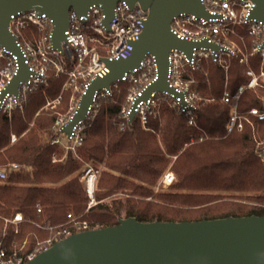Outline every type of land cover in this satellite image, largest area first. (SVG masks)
I'll list each match as a JSON object with an SVG mask.
<instances>
[{"label":"trees","instance_id":"obj_1","mask_svg":"<svg viewBox=\"0 0 264 264\" xmlns=\"http://www.w3.org/2000/svg\"><path fill=\"white\" fill-rule=\"evenodd\" d=\"M259 60V56L253 57L252 67ZM246 69L238 58H232L225 80L222 68L210 64L207 92L220 97L227 81L228 90L234 93L247 83ZM47 73V85L29 93L23 108L14 109L10 120L0 111V168L7 173L0 181V238L9 255L16 251L17 257L25 258L36 240L49 237L46 224L53 231L65 227L70 213L89 229L111 227L119 218L128 217L152 222L264 216V155L259 156L257 139L246 123L241 132L228 133L227 112L197 101L195 125L162 104L157 112L148 113L145 127L135 118L131 128L127 124L121 128L125 91L118 87L86 129L77 156L65 154L51 143L57 115L43 109L47 99L60 94L64 78L51 70ZM195 76L201 79L200 73ZM121 84L128 83L118 86ZM202 87L199 85L200 90ZM253 108L264 111L259 97L245 90L238 111L264 129V122L250 113ZM215 109L219 110L216 116ZM262 129L260 137H264ZM11 134L17 138L13 143ZM86 162L99 169L96 203L89 209L88 196L78 180ZM10 163L21 167L9 169ZM170 164L175 180L167 190L155 192ZM37 204L42 214L37 213ZM17 212L25 218L19 232L14 233L10 226L4 230L5 220ZM23 242V251L13 249Z\"/></svg>","mask_w":264,"mask_h":264},{"label":"built area","instance_id":"obj_2","mask_svg":"<svg viewBox=\"0 0 264 264\" xmlns=\"http://www.w3.org/2000/svg\"><path fill=\"white\" fill-rule=\"evenodd\" d=\"M209 14L208 18L197 17L194 14H180L171 23L172 33L179 39L202 42L207 46L198 49L193 48L190 55L183 51L172 50L168 58L169 86L179 95L153 93L150 98L141 100L134 109L135 118H139L143 127L146 126L148 113L155 106L156 100H162L178 114L189 118V124L194 123L193 112L196 110L194 100L203 98L201 92L206 93L208 85V71L205 66L217 64L228 72V61L238 58L240 64L246 65V84L239 86L234 93L224 91L220 97L212 98L211 102L220 110L227 112L225 123L226 130L233 132L243 128L244 117L238 111V103L241 93L251 90L261 99H264V21L253 15L255 3L244 0H201ZM106 15L101 5H92L86 15L78 16L74 11L70 12L69 25L64 32L65 40L61 42V50L52 47V19L45 13L31 10L16 13L10 16L8 29L17 40L18 52L7 50L0 44V111L4 112L8 119L16 108H23L27 95L39 85H45L48 79L47 70H51L56 76H62L63 91H70L72 101L65 103L68 108L65 114L58 113L55 121V131L61 129L74 117L79 101L85 94L90 82L97 77H104L108 68L101 58L108 60L126 59L131 55L133 42L142 32L147 13L139 7L131 10L126 2H118L114 15L105 25ZM25 33H27L25 35ZM230 36H237L244 40L243 46L248 51H243ZM210 44H217V49L210 48ZM259 56L257 67H252L251 59ZM27 66L29 75L26 81H20L17 92L8 90V86L16 80L20 69V62ZM199 71V72H196ZM157 63L153 56L147 55L140 66L123 75L120 81L112 84L110 90L97 92L93 97L92 105L87 110L84 120H80L72 129L69 137L55 135L51 140L64 153L76 150L83 143L85 131L90 127L97 116L100 101L111 97L112 90L119 83L131 84L132 90L126 96L125 105L122 107L120 117L121 128L127 124V116L136 98L142 95V91L156 80ZM195 73L201 74L197 79ZM202 85V89H199ZM61 101V96L48 103L52 109H56ZM250 113L264 122V111L256 108ZM216 115L215 112H213ZM16 141V136L11 135V143ZM264 148V142L262 143ZM260 156L264 155V150ZM55 162V154L53 155ZM21 166L10 164L9 169L17 170ZM99 170L88 164L79 176L78 180L83 185L88 196L87 209L93 206L95 201V183ZM7 177L5 170L0 168V181ZM174 181L172 173L167 172L163 176L162 184L167 188ZM36 211L42 214V208L37 204ZM68 225L59 227L53 231L49 224L45 229L50 230V236L42 243H38L36 249L28 252L25 258L9 255L0 239V264H26L38 253L48 249L54 243L72 234L90 230L85 221L77 220L76 216L68 214ZM25 221L22 213H15L10 219L5 220L15 230ZM42 244V245H40ZM13 254V253H12Z\"/></svg>","mask_w":264,"mask_h":264},{"label":"water","instance_id":"obj_3","mask_svg":"<svg viewBox=\"0 0 264 264\" xmlns=\"http://www.w3.org/2000/svg\"><path fill=\"white\" fill-rule=\"evenodd\" d=\"M255 3L253 15L264 21V0H244ZM118 2H126L131 10L139 7L147 13L142 32L133 42L126 59L101 58L109 72L93 79L79 101L72 118L55 135L69 137L73 127L84 120L93 97L120 81L127 72L140 66L147 55L157 63L156 80L136 98L127 116L132 127L134 109L153 93L179 94L169 86L168 58L172 50L190 55L193 48L207 46L206 41L194 42L177 38L171 23L180 14L208 18L201 0H0V44L18 52L16 39L8 26L10 16L31 10L45 13L52 19V47L61 50L68 28L70 12L86 15L92 5H101L106 15L105 25L114 15ZM217 49V44H210ZM16 80L8 90L16 93L20 81H26L29 71L23 62ZM264 150V148H263ZM26 264H264V216H228L196 221H138L135 217L119 218L117 225L90 229L72 234L38 253Z\"/></svg>","mask_w":264,"mask_h":264},{"label":"rangeland","instance_id":"obj_4","mask_svg":"<svg viewBox=\"0 0 264 264\" xmlns=\"http://www.w3.org/2000/svg\"><path fill=\"white\" fill-rule=\"evenodd\" d=\"M27 33H25V35H26ZM244 40L242 41V40H240L237 36H230L229 37V40L230 41H233L238 47H240L243 51H248L247 50V48H245V45L243 46V43H244V41H247V39H246V37L245 38H243ZM239 42H240V44H239ZM230 63V60L228 61V64ZM230 65V64H229ZM208 67H210V65H206L205 66V68H206V70L208 71ZM223 70V69H222ZM196 72H199V71H196ZM208 73V72H207ZM225 73V72H224ZM227 73L225 74V80H227ZM48 78H49V73H48ZM208 79H209V73H208ZM120 84V83H119ZM47 85V83L45 84V85H42V86H46ZM243 85V84H242ZM208 87H210V81H209V83H208V85H207ZM241 86V85H240ZM120 88V90H123L124 89V91H125V96H124V98H123V100H122V102H123V104H122V107L125 105V102H126V96H127V94L133 89L132 88V86H131V84H121V85H119L118 86V84H117V86L116 87H114L113 88V90L114 91H116V88ZM113 90H112V92H113ZM118 90V89H117ZM119 90V91H120ZM35 91V90H34ZM224 91H229L228 90V88H227V81L225 82V84H224V88H223V91L222 92H224ZM249 91H251V90H249ZM230 92V91H229ZM252 93H253V95H255L256 97H259L256 93H254L253 91H251ZM242 94V93H241ZM201 95L203 96V98L202 99H200V101H204V103H206V104H212V105H214L212 102H211V99L212 98H217L218 96H214V95H212V94H210V93H208L207 92V90H206V93H204V92H201ZM61 96V101H60V103L58 104V106H57V108L56 109H52L50 106H48L47 104L48 103H51V102H53L55 99H57L58 97H60ZM241 96V95H240ZM109 98H111V97H109ZM109 98H107V99H103V100H101L100 101V106H99V108H98V111H99V109H100V107L103 105V104H105V103H107L108 101H109ZM55 99H47V101H46V103H45V105L43 106V109H45V110H48V111H50V112H52L53 114H55V115H57V117H58V113H61V114H65L66 113V111H67V107H66V104L65 103H69V102H71L72 101V94L70 93V91L68 92V91H63V85H62V90H61V92H60V94L55 98ZM259 99L261 100V102H262V104L264 105V99H261L260 97H259ZM199 99L198 98H196L195 100H194V102H195V104L197 103V101H198ZM65 102V103H64ZM156 104H155V106L154 107H152V109L150 110V112H157L158 110H155L158 106H160V105H162V104H164V105H167L165 102H163L161 99L159 100H156V102H155ZM166 107H168L169 109H171L169 106H166ZM171 110H173V109H171ZM218 109H215L213 112H215L216 113V115H217V113H218ZM212 112V113H213ZM216 115H214V116H216ZM251 115V114H250ZM243 117H244V120H243V128H242V130L245 128V125L247 124V125H249L250 127H251V130H252V132H253V135H254V139H257L256 141V146H257V149H258V154H259V156H260V151H262V148H263V146H262V143L264 142V137H260V134H261V132H260V130L262 129V127H260L261 125H259V124H257L254 120H253V118H251L250 116H248V115H243ZM246 123V124H245ZM29 125L31 126L32 125V123H29ZM54 128H55V125H54ZM54 128H53V131H54ZM242 130H240V131H237V130H234V131H236V132H241ZM262 131H264V129H262ZM228 133H231V132H228ZM263 133V136H264V132H262ZM12 135V134H11ZM258 138H261V139H258ZM17 139V138H16ZM11 142V141H10ZM56 155V154H55ZM77 156V155H76ZM260 157H262V156H260ZM57 160V158H56V156H55V161ZM10 164H13V163H10ZM9 164V165H10ZM15 164H17V163H15ZM88 164H90V165H92L90 162H86L85 163V167H86V165H88ZM93 166V165H92ZM96 168V167H95ZM98 169V168H97ZM99 170V169H98ZM167 172H170V173H172L173 174V176H174V180H175V174H174V172H173V170H172V165L170 164L167 168H166V170H165V172H164V174H166ZM164 174L162 175V177L160 178V180L158 181V183H157V185L155 186V192H158L159 190H167L169 187H170V185L167 187V188H164L163 187V184H162V180H163V176H164ZM173 183V182H172ZM72 214V213H71ZM7 220V219H6ZM7 226L9 227H11L12 229H13V231H14V233H18L19 232V230H20V228H19V226H18V230L16 229H14L9 223H7V222H4V225H3V229L5 230L6 228H7ZM50 234V233H49ZM6 235V233H5V231H4V233H3V237ZM50 236V235H49ZM1 239V238H0ZM47 238H45V239H42V240H36L35 242H34V245L31 247V249H30V251H34V250H37L36 249V247H37V245H38V243H42L44 240H46ZM26 241V240H25ZM44 243V242H43ZM42 243V244H43ZM42 244H40V245H42ZM24 245H25V242H23V244L20 246V247H17L16 245H14V247H13V249H15V248H18L19 249V251L21 252V251H23L24 250ZM29 251V252H30ZM15 255V257H17V252L16 251H14L13 252V254H12V256H14ZM19 257V256H18Z\"/></svg>","mask_w":264,"mask_h":264}]
</instances>
